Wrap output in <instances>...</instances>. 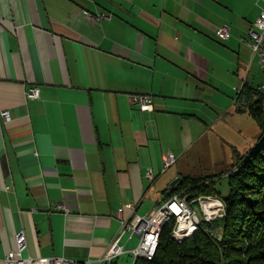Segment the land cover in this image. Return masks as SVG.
<instances>
[{
	"label": "crops",
	"instance_id": "obj_1",
	"mask_svg": "<svg viewBox=\"0 0 264 264\" xmlns=\"http://www.w3.org/2000/svg\"><path fill=\"white\" fill-rule=\"evenodd\" d=\"M260 6L0 0V113L10 114L0 117V264L20 231L23 257L99 259L119 233L120 208L148 214L172 181L193 177L176 165L231 111L216 114L206 93L221 96L222 80L233 89L240 80L238 99L262 72L248 34ZM222 26L227 40L217 37ZM34 86L40 98L29 100ZM131 95L150 96L152 110L131 105ZM167 153L178 159L164 171ZM136 240L126 234L120 245L130 251ZM124 256L133 264L129 255L115 264Z\"/></svg>",
	"mask_w": 264,
	"mask_h": 264
},
{
	"label": "trees",
	"instance_id": "obj_2",
	"mask_svg": "<svg viewBox=\"0 0 264 264\" xmlns=\"http://www.w3.org/2000/svg\"><path fill=\"white\" fill-rule=\"evenodd\" d=\"M237 103L239 112H248L256 121L260 135L255 146H261L244 154L233 146L237 162L226 174L225 216L219 222L224 224L222 231L213 233V224L202 223L187 240L177 243L172 237L175 221L171 219L162 229L153 259L138 258L134 264H264V97L257 88L244 85ZM217 177H185L171 194H180L186 201L219 196Z\"/></svg>",
	"mask_w": 264,
	"mask_h": 264
},
{
	"label": "rangeland",
	"instance_id": "obj_3",
	"mask_svg": "<svg viewBox=\"0 0 264 264\" xmlns=\"http://www.w3.org/2000/svg\"><path fill=\"white\" fill-rule=\"evenodd\" d=\"M249 82H250V86L253 87L257 86L256 82L260 84L262 83L264 85V75L262 74V72H260L259 68L256 67L255 73L251 75ZM241 87H242V81L240 82V80L237 82V85L233 89V86L229 85L228 81L224 79L222 80V84L220 86L221 89H219L221 91V96L216 95V97L211 98L210 93H206V96L203 99L204 104L208 106L211 105L212 103L215 106L216 114L223 115V113L228 108H231V111L229 112V114L225 116L223 120H221L222 123L218 124L214 128L215 133L209 132V134L205 138V141L197 145L191 151L189 157L183 158L176 165V167L182 168L183 170L187 171L190 176L193 177H201V176L205 177V176H210L212 174H216L220 176L217 177L218 179L219 178L220 179L216 184V189L220 194L219 196L216 197L211 195L200 196L197 198H192L189 201H186L188 206L191 207V210L196 212L199 217L198 228L201 226L202 223H206L209 225L213 224L211 228V231L213 233H220L224 225L223 223H219V222L222 221L225 216L226 208L223 199L228 194L226 174L232 171L231 169L233 162L234 161L237 162L236 160L237 158L235 157V155H233L234 153L233 146H235V148L241 154H244V152H246L250 148L253 149V147L255 146V142L260 135V131L256 124V121L248 114V112H239L240 108L239 105L236 104V100H237V94L239 92L238 90H240ZM236 88L238 90H236ZM259 146H261V143L256 144L255 148ZM177 159L178 158L176 157L175 163H173L167 169H170L172 166H174L177 162ZM167 169H164V171H166ZM183 178L185 177H177L175 180L177 179L180 180L178 181L177 184L173 186L172 183L175 180L172 181L167 195H170L173 192V190L176 189L177 185L182 181ZM175 196L180 197V194H176V193L171 194L170 197H168L166 200L163 199L164 201H162L158 206L164 204L166 201L170 200V198H173ZM133 205L135 207V204ZM212 214H214L213 218L209 219L212 216ZM139 216H143V215H139ZM206 218L209 220H206ZM191 235L192 234H186V236L182 235L180 239L179 237L175 236L174 231L172 233V237L177 243H181L187 240V238H189ZM137 244H138V239L136 240V242H134V244L131 245V248H135ZM127 259L128 257L126 256L122 257V259H120V264L123 263V261H128L130 264L131 263L130 259L128 260ZM89 260H96V259H89ZM134 263L135 260L133 259V264Z\"/></svg>",
	"mask_w": 264,
	"mask_h": 264
},
{
	"label": "built area",
	"instance_id": "obj_4",
	"mask_svg": "<svg viewBox=\"0 0 264 264\" xmlns=\"http://www.w3.org/2000/svg\"><path fill=\"white\" fill-rule=\"evenodd\" d=\"M258 2L261 4L260 13L253 25V28L249 30L248 34L249 46L252 52L257 56L261 71L264 74V0H258ZM216 34L221 40H227L230 37L229 28L227 26L220 27ZM258 90L264 97V85L258 87ZM26 98L29 100H38L40 98L39 88L36 86L30 87L26 91ZM129 99L130 103L138 106L141 111L152 110L153 101L148 95H132ZM0 117L6 122L9 121V111H2L0 113ZM175 160L176 156L173 153L165 154L163 157L164 169L169 168L173 163H175ZM147 177L152 178L151 171L147 173ZM125 209L130 211L127 218L123 217ZM54 210L64 211L66 214L69 213V211L64 209V207L60 204L56 205ZM173 216H180L187 219V227H177L176 230H174L175 236L180 238L182 235L186 236V234H192L197 231L199 224V217L197 213L191 210V207L188 206L185 199L178 196L170 198V200L154 208L152 212L143 216H139L135 213L133 203H129L118 210L117 217L121 221L119 233L116 237H114L110 245H108L104 255L99 259L76 261L63 257H23V252L27 249V240L25 233L20 231L14 236V247L6 255L5 264H115V261L123 255H130L134 260H136L139 258V254L149 253L150 244H159V238L161 235L160 224L168 223V219ZM213 216L214 214H212L209 219L213 218ZM209 219L206 218V220ZM142 229H150L149 239L144 244H137L134 249L125 251L124 247L120 245L121 238L126 234L129 238H136ZM154 256L155 254H151V260Z\"/></svg>",
	"mask_w": 264,
	"mask_h": 264
},
{
	"label": "bare ground",
	"instance_id": "obj_5",
	"mask_svg": "<svg viewBox=\"0 0 264 264\" xmlns=\"http://www.w3.org/2000/svg\"><path fill=\"white\" fill-rule=\"evenodd\" d=\"M173 219L175 222V229L178 227H187V219L180 216H173L172 218L168 219V222ZM166 223L160 224V234L162 231L163 226ZM150 237V229H142V231L137 235L138 244H144ZM158 248V244H150L149 253H141L139 254V259L151 260V254H156Z\"/></svg>",
	"mask_w": 264,
	"mask_h": 264
},
{
	"label": "water",
	"instance_id": "obj_6",
	"mask_svg": "<svg viewBox=\"0 0 264 264\" xmlns=\"http://www.w3.org/2000/svg\"><path fill=\"white\" fill-rule=\"evenodd\" d=\"M179 180H180V179L175 180V181L172 183V186L175 185V184H177Z\"/></svg>",
	"mask_w": 264,
	"mask_h": 264
}]
</instances>
